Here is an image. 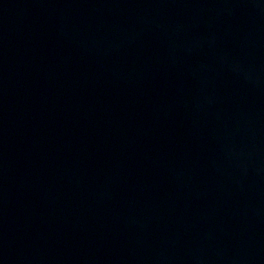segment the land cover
Listing matches in <instances>:
<instances>
[{"label":"water","instance_id":"1","mask_svg":"<svg viewBox=\"0 0 264 264\" xmlns=\"http://www.w3.org/2000/svg\"><path fill=\"white\" fill-rule=\"evenodd\" d=\"M0 264H264V0H0Z\"/></svg>","mask_w":264,"mask_h":264}]
</instances>
